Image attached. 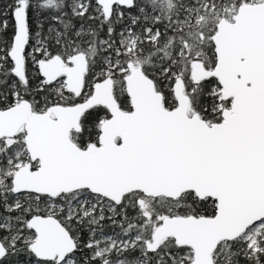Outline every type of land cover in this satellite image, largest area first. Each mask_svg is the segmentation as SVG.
<instances>
[{
	"label": "snow or ice",
	"instance_id": "obj_1",
	"mask_svg": "<svg viewBox=\"0 0 264 264\" xmlns=\"http://www.w3.org/2000/svg\"><path fill=\"white\" fill-rule=\"evenodd\" d=\"M0 264H264V0H0Z\"/></svg>",
	"mask_w": 264,
	"mask_h": 264
}]
</instances>
